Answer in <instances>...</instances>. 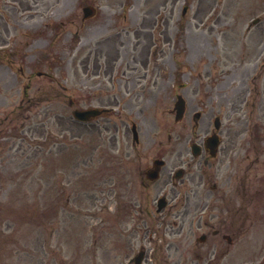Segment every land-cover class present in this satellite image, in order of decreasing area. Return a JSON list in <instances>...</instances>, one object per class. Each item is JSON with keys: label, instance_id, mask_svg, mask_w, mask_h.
<instances>
[{"label": "rangeland", "instance_id": "obj_1", "mask_svg": "<svg viewBox=\"0 0 264 264\" xmlns=\"http://www.w3.org/2000/svg\"><path fill=\"white\" fill-rule=\"evenodd\" d=\"M27 2L33 7L32 18L26 17V10L9 12L14 13L13 47L30 55L32 68L41 64V52L54 56V87L47 92L60 96L51 103L21 105V78L7 89L0 80V264H134L129 260L141 248L146 254L143 264H211L153 260L151 253L160 241L157 214L144 223L134 166L119 153L135 143L132 122L138 126L141 146L175 135L187 124L186 117L174 121L172 112L176 95L185 96V81L206 95L216 90L205 91L206 84L225 77L228 86L220 90L245 99L235 102L231 125L263 126L264 81L247 77L252 65L246 69L244 47H238L236 56L244 69L236 78L228 80L230 70L224 77L216 71L211 81L193 76L198 70L203 73L208 61L204 52L214 53L217 43L213 33L207 34L209 17L233 16L237 25L245 26L251 17L264 18V0H167L166 8L164 0ZM86 5L96 7L97 13L84 20ZM1 12L8 16V9L0 6ZM145 15L152 19L145 33L137 35ZM166 18L165 36L161 29ZM243 36L246 41V31ZM140 48L148 66L138 63L133 69L126 59ZM39 64L35 66L42 70ZM44 68L49 70L48 65ZM202 106L207 114L210 108L217 112L215 100H203ZM89 107L110 111L88 123L73 121L74 108ZM260 238L264 242V220L254 226L255 242ZM236 264H264V247H255L249 262Z\"/></svg>", "mask_w": 264, "mask_h": 264}, {"label": "flooded vegetation", "instance_id": "obj_2", "mask_svg": "<svg viewBox=\"0 0 264 264\" xmlns=\"http://www.w3.org/2000/svg\"><path fill=\"white\" fill-rule=\"evenodd\" d=\"M15 2L16 0H0V6L8 9V16L0 13V80L7 89L15 86L19 77L21 78V105L54 102L60 93L53 92L51 96L47 92V88L54 87L50 83V68L55 65L54 56L41 52L38 58L41 70L36 67L38 64H32L34 68L31 67L32 58L29 54L20 53L13 47L14 13L9 15V12L14 10ZM214 6L215 2L209 8ZM152 8L156 9L157 6ZM200 15L202 14L197 16ZM209 18L207 34L213 33L217 43L214 45V53L205 52L209 62L203 65V71L212 80L214 74L211 75L210 72L213 70L220 72V77H224V72L230 70L227 78L234 79L237 71L244 69L236 56L241 51L235 44V41L238 42L237 35L234 34L235 17L219 14ZM151 19L146 15L142 17L137 35L145 33ZM166 21L167 18L161 29V34L164 33L165 36L168 33ZM243 29L247 33V40L242 43L245 46L242 49V59L249 63L245 66L246 69H249L248 65H252L251 75L247 77L249 80L261 77L264 81V18L251 17ZM244 33H241V39L244 38ZM138 40L136 38L134 47L137 46L139 50ZM202 49L200 47L199 51ZM144 51L145 49L141 51L140 48L138 54L133 55L131 60L126 59V62L131 61L133 69L137 68L138 63L146 68L148 63L147 56L143 55ZM117 55L114 57L117 58ZM45 65H48L49 70L44 68ZM9 72L14 74L11 76ZM212 84L218 88L214 93L220 113L217 116V128L211 127L210 117L207 120V113L199 110L198 103L202 97L199 96L198 89L194 88L187 95V111L195 124L193 127L183 128L182 137H178L177 149L175 147L168 150L159 144L141 146L136 143L130 145L132 148L127 147L122 151L124 158L136 162L133 169L138 176V193L141 198L138 206L146 216L144 223L153 213L158 215H154V219L160 224L156 233L160 241L151 253L155 262H247V258L252 257L251 249L254 246H264L263 239L260 238L257 243L254 239V226L264 219V138L257 142L253 139L257 134L264 136V129L258 133L254 128L249 132L236 129L230 124L229 114L222 120L223 112L232 111L235 100L231 99L230 108L222 111L223 93L220 88L228 86L225 77L217 78ZM188 87L189 85L187 91ZM211 98L212 95H208V99ZM249 133L252 137L250 143L237 144L238 137ZM157 159H163L158 171L153 168ZM156 173L157 177L152 178ZM129 189L128 187L127 190ZM151 206H155L154 210Z\"/></svg>", "mask_w": 264, "mask_h": 264}, {"label": "water", "instance_id": "obj_3", "mask_svg": "<svg viewBox=\"0 0 264 264\" xmlns=\"http://www.w3.org/2000/svg\"><path fill=\"white\" fill-rule=\"evenodd\" d=\"M84 11L86 12V16L91 14V11L89 8H84ZM100 113V110L98 109H88V110H76L74 111V115L79 118V119H82V120H85L87 119L89 116H94L96 114H99Z\"/></svg>", "mask_w": 264, "mask_h": 264}, {"label": "bare ground", "instance_id": "obj_4", "mask_svg": "<svg viewBox=\"0 0 264 264\" xmlns=\"http://www.w3.org/2000/svg\"><path fill=\"white\" fill-rule=\"evenodd\" d=\"M15 10L17 11H20V12H24L25 10L30 12L29 14H27L28 16L26 17H29V18H32L34 16V13L32 12L33 10V7H31V4L26 2V1H23V0H16L15 2V7H14ZM19 13V12H18ZM35 20H33L34 22ZM27 26L29 27L30 24L26 23Z\"/></svg>", "mask_w": 264, "mask_h": 264}]
</instances>
